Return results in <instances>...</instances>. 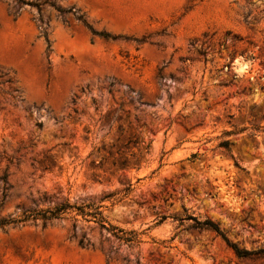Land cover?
<instances>
[{
	"label": "rangeland",
	"instance_id": "374dc122",
	"mask_svg": "<svg viewBox=\"0 0 264 264\" xmlns=\"http://www.w3.org/2000/svg\"><path fill=\"white\" fill-rule=\"evenodd\" d=\"M28 1L0 0V220L91 202L140 242L72 212L0 227V264H264L190 218L264 249V0Z\"/></svg>",
	"mask_w": 264,
	"mask_h": 264
},
{
	"label": "trees",
	"instance_id": "16d2710c",
	"mask_svg": "<svg viewBox=\"0 0 264 264\" xmlns=\"http://www.w3.org/2000/svg\"><path fill=\"white\" fill-rule=\"evenodd\" d=\"M22 4L26 5H31V6H36L37 8L40 7L39 2H33V1H28V0H18ZM78 19H82V15L78 16ZM93 34H96L103 39H115L116 36L111 35L110 33L106 32H94L91 30ZM41 36L44 37L45 43H46V51L50 52L51 51V42L49 40V37L47 33L42 30L41 31ZM39 127H41V123H37ZM235 132L233 131H228L225 132V135H230ZM232 141L230 139H224L221 140L218 143V146L226 150L227 152H231V145ZM98 152L101 154V159H107V158H112V166H114L117 170H126V168H136L138 169L139 167L134 165V162L132 159H129L128 157H115V153L117 151L113 150H105L102 151L100 149H97ZM194 156V155H193ZM94 162V160L92 161ZM3 181L6 182V176L3 177ZM132 189V183L131 180L129 179L127 182V186L124 189V195L129 193ZM75 212V215H80L84 220L86 221H94L96 224L101 229H105L106 231L110 232V234L115 237L117 240L128 244H138L140 242V232L136 230H130V231H125L122 228H118L116 226L108 225L107 221L102 213L101 210V205H97L91 202L88 203H82V204H75V203H70L68 199L64 200V202L54 205L53 207H48L44 209H39V210H34L29 213H25L17 218H7V219H1L0 220V227H4L7 225H17L19 223L25 222V221H42L43 225L47 221H51L53 219H61L64 217L65 214H69ZM194 220L193 227L199 230H208L215 232L218 236L221 237V239L226 243V245L231 248V250L234 252V254L237 257H252L255 255H264V249L260 248L257 250H251L247 249L245 247L241 248L238 246L236 242L231 241L228 237L225 231H223L217 222H214L213 220L206 218L203 220L198 219L197 217H190ZM138 264V263H136Z\"/></svg>",
	"mask_w": 264,
	"mask_h": 264
},
{
	"label": "water",
	"instance_id": "95a60500",
	"mask_svg": "<svg viewBox=\"0 0 264 264\" xmlns=\"http://www.w3.org/2000/svg\"><path fill=\"white\" fill-rule=\"evenodd\" d=\"M236 67L240 68L241 70H244L246 68V63L244 61H236Z\"/></svg>",
	"mask_w": 264,
	"mask_h": 264
}]
</instances>
